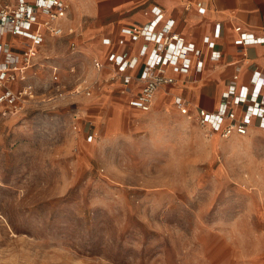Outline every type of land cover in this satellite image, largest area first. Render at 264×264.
<instances>
[{
    "label": "rangeland",
    "instance_id": "obj_1",
    "mask_svg": "<svg viewBox=\"0 0 264 264\" xmlns=\"http://www.w3.org/2000/svg\"><path fill=\"white\" fill-rule=\"evenodd\" d=\"M70 20L41 49L37 101L0 111V264H264V129L208 136L106 85L51 99L56 75L66 92L100 77L88 15Z\"/></svg>",
    "mask_w": 264,
    "mask_h": 264
},
{
    "label": "built area",
    "instance_id": "obj_2",
    "mask_svg": "<svg viewBox=\"0 0 264 264\" xmlns=\"http://www.w3.org/2000/svg\"><path fill=\"white\" fill-rule=\"evenodd\" d=\"M73 2L0 0V111L11 106L23 109L27 104L37 101L38 90L33 79L38 74L36 66L41 49L49 37L76 32L74 28L66 26ZM145 13L150 18L147 22L133 23L130 27L131 40L140 43L137 52L124 49L112 53L109 80L121 82L124 91L132 94L130 106L147 112L152 109L157 92L162 87L176 83L175 73L201 74L209 67L208 61L215 63L222 58V51L214 39L207 35L203 39L207 46L206 58L201 47L194 42H187L174 29L175 20L167 18L162 8L153 6ZM220 25L219 22L216 25V36L220 34ZM103 42L110 44L112 39L104 38ZM125 42V38L119 40L120 44ZM239 42L244 46L264 43V34L243 30L239 33ZM72 44L75 45L74 42ZM93 61L98 72L107 66L99 57ZM141 63L143 66L139 75L129 73ZM57 69L54 66L55 75ZM239 79L240 74L236 72L214 109L193 104L182 95H176L175 105L181 114L195 119L208 136L228 138L247 135L253 128L264 129V92L259 90V85L264 84V70L255 68L247 84H240ZM134 80L138 84L131 87ZM58 81L56 75L57 87L51 99L78 93L90 95L97 83V80L83 77L77 86L66 92ZM74 114L76 123L73 127L78 129L81 118L79 112ZM90 137L93 138V134Z\"/></svg>",
    "mask_w": 264,
    "mask_h": 264
},
{
    "label": "crops",
    "instance_id": "obj_3",
    "mask_svg": "<svg viewBox=\"0 0 264 264\" xmlns=\"http://www.w3.org/2000/svg\"><path fill=\"white\" fill-rule=\"evenodd\" d=\"M73 5L72 8L88 15L85 29L88 37L94 42L89 49L95 57H99L107 64L101 72H98L100 74L98 79L94 76L95 78L90 77V80L99 81L96 83L98 87L112 86L110 93L120 92L121 96L127 99L128 104L132 94L124 91L121 82L109 80L112 71L110 56L124 49L137 52L140 43L131 40L130 27L133 23L147 22L150 18L145 12L153 6H159L165 11L167 18L174 19V29L180 32L187 42H194L201 47L206 58L207 46L203 39L207 35L214 39L217 47L222 51V58L215 63L208 61L209 67L201 74L175 73L176 83L162 87L157 92L154 104L169 100L175 105L176 95H182L188 99L197 95L194 104L214 109L219 105L222 93L236 72L240 74L239 83L247 84L255 68L264 70V43L244 46L239 42V33L243 30L264 34V0H77L76 2L74 0ZM218 22L221 24L220 34L216 36ZM66 26L74 28L71 20L66 22ZM75 31L74 34L64 35H75L77 30ZM54 38L57 37H49L47 41ZM104 38H111L112 43L105 44ZM121 38L126 39L124 44L119 43ZM142 66V63L139 64L129 73L139 75ZM137 84L138 82L134 80L131 87ZM259 90L264 92V84L259 85ZM112 94L109 95L112 96ZM90 95L78 93L73 97ZM129 107L140 110L133 108L130 104ZM115 109V114L123 113L122 107Z\"/></svg>",
    "mask_w": 264,
    "mask_h": 264
}]
</instances>
